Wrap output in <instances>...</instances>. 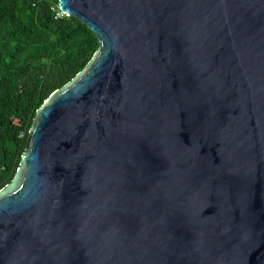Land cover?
I'll return each mask as SVG.
<instances>
[{"label":"water","instance_id":"water-1","mask_svg":"<svg viewBox=\"0 0 264 264\" xmlns=\"http://www.w3.org/2000/svg\"><path fill=\"white\" fill-rule=\"evenodd\" d=\"M99 47L0 189V264H264V0H58Z\"/></svg>","mask_w":264,"mask_h":264},{"label":"trees","instance_id":"trees-1","mask_svg":"<svg viewBox=\"0 0 264 264\" xmlns=\"http://www.w3.org/2000/svg\"><path fill=\"white\" fill-rule=\"evenodd\" d=\"M58 0H0V189L14 177L37 109L99 47Z\"/></svg>","mask_w":264,"mask_h":264},{"label":"built area","instance_id":"built-area-1","mask_svg":"<svg viewBox=\"0 0 264 264\" xmlns=\"http://www.w3.org/2000/svg\"><path fill=\"white\" fill-rule=\"evenodd\" d=\"M63 14L64 13L59 10V12L57 13V16H60V15H63Z\"/></svg>","mask_w":264,"mask_h":264}]
</instances>
